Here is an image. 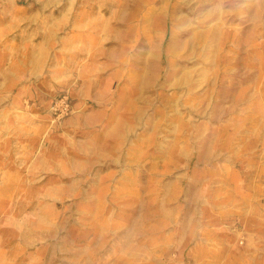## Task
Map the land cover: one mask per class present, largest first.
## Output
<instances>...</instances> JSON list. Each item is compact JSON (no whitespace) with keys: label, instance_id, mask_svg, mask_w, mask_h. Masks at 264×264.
Here are the masks:
<instances>
[{"label":"rangeland","instance_id":"374dc122","mask_svg":"<svg viewBox=\"0 0 264 264\" xmlns=\"http://www.w3.org/2000/svg\"><path fill=\"white\" fill-rule=\"evenodd\" d=\"M0 264H264V0H0Z\"/></svg>","mask_w":264,"mask_h":264}]
</instances>
